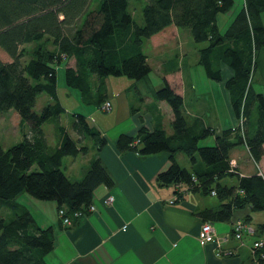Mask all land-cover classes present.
Returning a JSON list of instances; mask_svg holds the SVG:
<instances>
[{
  "label": "trees",
  "instance_id": "1",
  "mask_svg": "<svg viewBox=\"0 0 264 264\" xmlns=\"http://www.w3.org/2000/svg\"><path fill=\"white\" fill-rule=\"evenodd\" d=\"M92 1L0 0V50L11 59L0 60V115L14 110L29 129L19 143L7 149L0 146V264H48L46 258L54 249L52 226H38L16 203L20 195L53 201L57 211L65 209L72 225L93 213L89 207L97 187L114 185L98 157L89 161L79 181H70L61 169L65 157L87 154L83 139L89 138L97 153L107 140L82 114L73 115L71 126L78 139L73 140L60 125L65 110L57 97L56 65L73 58L74 67L65 68L66 85L83 98L95 87L94 103L101 108L106 95L99 87L104 81L108 77L146 79L151 68L143 52L145 43L163 40L173 28L188 29L195 44L208 43L198 51V63L209 79L221 82L222 65L229 68L224 87L237 124L242 122L216 133L203 127L199 118L189 121L178 73L173 72L162 78L160 89L153 90L154 99L172 111L171 134L141 127L134 135H119L114 146L120 154L132 152L141 158L166 153L169 166L156 175L161 187L172 186L179 199L191 192L214 196L221 203L199 212L202 222H230L234 210L248 207L250 213L240 220L247 225L251 213H264V94L256 92L252 82L264 65V0H243L223 32L217 16L229 12L233 0H146L142 24L134 21L129 0H98L96 9L89 10ZM25 45L33 46L26 49ZM43 93L50 102L38 114L33 108ZM46 123L57 134L54 146L46 141L42 129ZM208 136H214V145L199 147ZM237 146L262 166L261 175L256 171L240 176L237 166L230 167ZM181 154L190 167L179 165ZM75 213L80 216L74 217ZM252 235L254 243H263L256 257L258 264H264V220Z\"/></svg>",
  "mask_w": 264,
  "mask_h": 264
},
{
  "label": "crops",
  "instance_id": "2",
  "mask_svg": "<svg viewBox=\"0 0 264 264\" xmlns=\"http://www.w3.org/2000/svg\"><path fill=\"white\" fill-rule=\"evenodd\" d=\"M96 7L97 5L91 8L90 3L88 8L94 10ZM188 34L186 31L173 28L163 40H148L143 49H150L147 51L151 53V49H154L153 52L158 53L159 51L163 57L173 48L179 50V47L183 45V40L190 45L193 41L190 33ZM181 51L179 60L176 58L178 62H181V67L173 70L175 64L173 63L169 70L160 71V77L163 78L173 72L178 73L182 87L183 107H185L187 104H185V95L187 94L185 89L187 84L191 89L192 82L189 79L185 81L182 69L186 66L185 53L184 49ZM143 52L149 64L151 55L148 52ZM74 65L75 60L69 59L67 66L73 68ZM147 81L150 80L147 78ZM151 87L148 89L150 96H148L149 93L143 95L141 90L136 87L135 90L140 98H137L136 101L139 100L141 103L137 106H133L131 103V100L136 97L129 95L130 88L117 95H114L112 90H107L105 100L110 102L111 108V101L116 100L111 129L106 130L99 123L91 124L86 117L88 123L107 140L106 146L99 153L91 146L95 153L88 163L91 159L98 157L114 180L112 187L101 185L94 191L92 205L95 207V211L93 213L79 218L71 226L65 228L54 214L51 218L45 216L43 209L46 204L33 202L31 196L20 195L17 198L16 203L27 209L38 226L42 228L52 226L54 230L55 245L53 251L46 258L47 263L258 264L251 258L250 253V248L256 237L246 233H243L240 239L235 237L233 224L242 219V216H239L240 211H233L230 222L214 223L217 232L215 242L203 245L197 238L202 223L198 213L205 209L217 208L221 204L218 199L212 196L217 199V202H211L200 193L189 192L183 196L181 201L170 205L168 201L173 197V187H161L156 181V175L169 166L167 154L162 152L141 158L132 152L120 154L116 150L114 144L119 135H134L141 127H146L150 131L159 128L167 134H171L172 111L165 102L154 99L153 90L156 89ZM190 95L194 96L200 110L205 113L206 109L213 112V101H211L212 97L209 93L195 95L191 90ZM144 106L145 109H143ZM0 117L3 122L10 120L14 123L18 128V133L19 129L23 132L27 127L26 124L21 125L19 116L12 111L0 115ZM195 117L199 118L196 115L189 121ZM209 124L208 121L202 122V126L205 128L210 127ZM66 132L68 133L67 130ZM68 135L73 140L78 139L75 133L72 135L68 133ZM81 144L83 145V140ZM181 157V155L178 156L177 161ZM233 157L238 160L240 176H249L256 172L253 169L244 172L241 168L244 162L238 155L236 156L234 150L231 152V158ZM108 196L113 198L111 205L104 203ZM54 206L56 207V204L53 202L51 207ZM37 209L40 211H36ZM37 218L41 221H38ZM247 225L251 224L247 223ZM253 228L255 229V227Z\"/></svg>",
  "mask_w": 264,
  "mask_h": 264
},
{
  "label": "rangeland",
  "instance_id": "3",
  "mask_svg": "<svg viewBox=\"0 0 264 264\" xmlns=\"http://www.w3.org/2000/svg\"><path fill=\"white\" fill-rule=\"evenodd\" d=\"M98 0H94L91 2V8L95 5H97ZM146 4V0H129V11L132 14V17L134 21L138 24H142V8ZM243 0H233V6L229 12L226 14H220L217 16V25L221 32H223L226 27L231 23L235 15L238 13V11L242 8ZM262 24L264 26V12L261 14ZM66 33L69 34V30L67 28L65 29ZM183 31H186L187 34L189 33L188 29H181ZM189 35V34H188ZM187 38V36H185ZM183 45L182 47H179V50H175V48L171 49V51L163 55L158 51V53L153 52L154 49L151 52L150 49H143L145 53L148 52L150 57L149 66H151V71L147 78L150 81H147L146 79L143 80H133L129 79L127 77H108L104 81V85L100 88V92H102L104 95H107V90H112L114 95L120 94L124 92L126 89L130 88L129 95L131 97H136L131 100V103L133 106H137L140 101H136L137 98H139L137 91L135 90L136 87H138L143 95H146L148 92L149 87L153 86L154 89H160L163 86V79L160 77V71H166L170 69L171 64L175 63L173 66V70L178 69V67H181V62H178L180 57V53H182V49H184L185 53V61L186 66L181 69V71L184 72V78L185 81L187 79L192 82V88L190 89L189 84H187V88L185 89L186 95H185V107H183L184 113L187 111V114H185L187 119H190L191 117L198 116L199 120L201 122L208 121L210 124L209 126L213 128L216 133H219L220 131L228 128L233 127L236 124L235 117L233 115L230 101L228 99L227 92L224 87V82L228 78L230 74V70L226 65H222L221 71H222V81L217 82L214 80L209 79L206 74L203 67L198 63V51L206 47L208 45L207 42L195 44L192 42L190 45L187 44L185 40L182 41ZM147 43V42H146ZM33 45H25L26 49H30ZM145 46V45H144ZM149 46V45H148ZM175 54V56H174ZM160 58V59H158ZM177 58V60H176ZM27 58H23L25 60ZM166 59V60H165ZM0 60L3 62H10V57L4 53L2 50H0ZM68 60H62L59 64L56 65V91H57V97L62 105L63 109L65 110L64 113L60 116V125L68 131L69 134H74V132L71 129L72 121H73V115L74 114H82L86 117H88V120L91 124L99 123L102 126H104V129L108 130L111 129L113 126V114L115 112V104L116 100H112V108L108 112H104L101 110L99 106H97L94 103L95 98V91L96 88L93 87L91 89V95L89 97L83 98L79 91L77 89H74L72 87H69L66 85L65 81V68L67 66ZM263 63V61H262ZM177 66V67H176ZM181 73V72H180ZM253 87L258 93L264 94V65H261L256 73L254 74L252 78ZM97 83V82H96ZM151 87V88H153ZM194 92V94H203V93H209L212 97L211 101H213V112L212 110L208 111L206 109V113L198 108L197 101L194 100V96L190 95V92ZM150 96V93L149 95ZM140 99V98H139ZM153 99V98H152ZM136 101V102H135ZM50 102L49 97L46 94H40L37 97L36 104L33 108V111L35 113H40L41 109L47 105ZM141 105V103H140ZM145 109V106L143 107ZM14 112V110H12ZM16 114V112H14ZM7 119V117H5ZM196 118L192 119L193 120ZM27 126V125H26ZM45 138L47 143L50 146H54L57 142V134L54 130L53 125L51 124H44L42 126ZM29 129L28 126L25 127L24 131L22 132L21 129H19L17 126L12 123L10 120L3 122L0 117V146L3 149H7L17 143H19L22 140L23 133H28ZM199 147L202 146H212L214 145V137L208 136L205 139H202L198 143ZM83 146H86L88 148V152L86 155H80L77 158L72 157H65L62 161V171L64 174L68 177V179L72 182L79 181L85 174L87 170V163L88 160L93 156V153L95 151L91 149L92 143L89 138L83 139ZM234 153H236V156L240 157V159L244 162L242 164L243 167L242 170L244 172H248V170L253 169L254 171H258L263 173L262 166L260 164H256L251 158L249 157L248 153L244 149L243 146H237L234 149ZM181 159H179V165L185 167H190L189 160L185 155L181 154ZM233 162L238 167V160L237 158H232ZM186 162V164H185ZM230 183H235V179H229ZM22 195H25L26 197H29L28 194L24 193ZM33 202H38L42 204H46L45 209H43V212L45 211V216L47 218H51L54 214V216H57L56 214V207H51L53 201H40L33 197H30ZM206 200H209L211 202H217L216 198H213L212 196H206L204 197ZM51 204V205H50ZM50 206V208H49ZM32 209H34L33 206H31ZM37 209L36 211H38ZM239 212V216L244 218L247 213L250 212L248 207H245L243 209H237ZM40 211V210H39ZM1 213V212H0ZM6 215L7 213L5 211H2V215ZM252 219L250 221V226L247 225V228L250 229V231L246 232L247 235L254 234V228L257 224L262 223L264 220V213L262 212H255L251 213ZM58 217V216H57ZM38 221H41L39 218H37ZM59 220V218H58ZM255 236V235H252ZM252 252V249L250 248V253Z\"/></svg>",
  "mask_w": 264,
  "mask_h": 264
},
{
  "label": "built area",
  "instance_id": "4",
  "mask_svg": "<svg viewBox=\"0 0 264 264\" xmlns=\"http://www.w3.org/2000/svg\"><path fill=\"white\" fill-rule=\"evenodd\" d=\"M101 110H103L104 112H108L111 110V104L109 101H105L104 104H102L101 106ZM241 120L238 122H236L235 125H240L241 124ZM230 167L231 168H236V164L233 162V159H231L230 161ZM259 174L261 175L262 173L259 172ZM178 189V187H177ZM212 195H215V192L213 191L212 192ZM113 201V198L111 196H108L104 203L107 204V205H111ZM178 201H181V199H179V197L177 195H173V197L171 198V200L168 201V203L170 205H173L175 203H177ZM95 211V207L93 205H91L89 207V212H94ZM57 216L59 218V221L61 223L62 226H70L71 225V218L67 216L66 212H65V209H59L57 211ZM80 216L79 213H75L74 214V217H78ZM233 229H234V233H235V237L237 239H240L241 235L246 231H250L249 228H247V225L244 224L242 221L238 220L236 221L234 224H233ZM217 235V232H216V228L214 226L213 223H210V222H202L200 224V228H199V231H198V235H197V238L198 240L200 241L201 244L205 245V244H211V243H214L215 242V237ZM263 246V243L262 242H256L253 244L252 246V252H251V258L254 260V261H257V257H256V254H257V251ZM261 258H264V255H261Z\"/></svg>",
  "mask_w": 264,
  "mask_h": 264
}]
</instances>
